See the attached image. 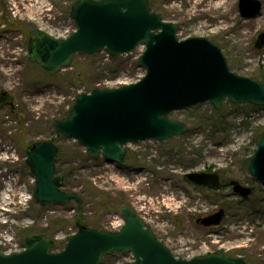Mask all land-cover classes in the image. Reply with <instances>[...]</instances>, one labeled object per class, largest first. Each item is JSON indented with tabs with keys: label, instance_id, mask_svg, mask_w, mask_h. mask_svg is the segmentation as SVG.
Here are the masks:
<instances>
[{
	"label": "rangeland",
	"instance_id": "374dc122",
	"mask_svg": "<svg viewBox=\"0 0 264 264\" xmlns=\"http://www.w3.org/2000/svg\"><path fill=\"white\" fill-rule=\"evenodd\" d=\"M77 0H0V94L13 97L0 106V253L23 250L24 240L44 234L63 248L82 225L116 231L121 208L135 211L175 257L190 259L220 253L264 264V185L249 175L248 164L264 133V106L210 103L172 112L169 119L187 127L167 141L129 144L121 164L91 161L72 139L55 134L80 93L115 89L143 78L138 59L145 48L109 57L105 52L76 55L70 68L49 75L27 58L31 29L64 39L75 30L69 17ZM99 1V0H94ZM240 0H148L152 12L177 29V39L203 38L222 53L230 71L264 84V0L259 14L242 18ZM6 22H12L11 26ZM11 27V28H10ZM52 141L59 148L56 173L66 175L61 190L82 199L41 206L33 197L34 178L25 164L26 148ZM218 172L224 187L216 192L188 185L186 173ZM236 181L252 193L241 198L227 184ZM220 208L221 225L196 224ZM113 223V224H112ZM120 225V226H119ZM130 254L106 256L100 264H127Z\"/></svg>",
	"mask_w": 264,
	"mask_h": 264
},
{
	"label": "water",
	"instance_id": "95a60500",
	"mask_svg": "<svg viewBox=\"0 0 264 264\" xmlns=\"http://www.w3.org/2000/svg\"><path fill=\"white\" fill-rule=\"evenodd\" d=\"M257 0H240L242 18L256 17ZM70 17L76 31L67 39H55L39 30L31 31L28 59L49 75L70 67L76 55L105 51L112 57L143 45L138 65L145 76L135 84L115 89H94L77 96L66 119L54 123L56 134L81 145L89 159L103 158L121 164L128 144L158 142L187 132L185 124L169 119L172 112L210 103L215 110L224 101L264 106V84L229 70L221 51L203 38L177 39V29L151 11L148 0H78ZM255 46H264V33ZM12 106L7 93L0 94V106ZM58 147L35 142L26 151V164L33 174V196L41 206L64 205L81 199L61 191L62 176L55 175ZM251 177L264 185V134L249 161ZM184 180L213 190L221 188L219 174L187 173ZM234 194L248 197L252 190L231 182ZM123 227L117 232L80 226L66 239L63 250L52 252L55 242L46 235L25 239L23 250L0 254V264H100L106 255L131 254L129 264H247L243 258L222 255L176 259L131 209L121 210ZM223 209L197 220L204 227L217 226Z\"/></svg>",
	"mask_w": 264,
	"mask_h": 264
},
{
	"label": "flooded vegetation",
	"instance_id": "af4514ba",
	"mask_svg": "<svg viewBox=\"0 0 264 264\" xmlns=\"http://www.w3.org/2000/svg\"><path fill=\"white\" fill-rule=\"evenodd\" d=\"M28 148V147H27ZM27 148H26V151H27ZM206 174H211L212 173V170H210V169H206V171H204ZM183 178V181L185 182V183H187L185 180H184V177H182ZM219 178H220V174H219ZM220 180V182H221V184H222V188L224 187V185H223V182L221 181V179H219ZM230 183H231V181H230ZM230 183H228L227 185L230 187ZM188 184V183H187ZM188 185H190V186H193V185H191V184H188ZM193 187H197V188H202V189H205V190H209V191H212V192H216L215 190H212V189H209V188H207V187H205V188H203V187H200V186H193ZM221 190V189H220ZM124 207H126V206H124ZM129 208V207H128ZM220 209H222V208H220ZM223 211H224V213H225V210L223 209ZM217 212V210L216 211H213L212 213H210V214H208V215H212V214H215ZM208 215H206V216H208ZM205 216V217H206ZM198 219H200V218H198ZM198 219H196V224H197V220ZM223 220V219H222ZM221 223H222V221H221ZM221 223L219 224V225H217V226H213V227H209V228H205V229H216V228H218L220 225H221ZM113 224V223H112ZM201 227V226H200ZM202 228H204V227H202ZM218 255H222V254H220V253H217ZM216 255V254H215ZM225 256V255H224Z\"/></svg>",
	"mask_w": 264,
	"mask_h": 264
},
{
	"label": "trees",
	"instance_id": "16d2710c",
	"mask_svg": "<svg viewBox=\"0 0 264 264\" xmlns=\"http://www.w3.org/2000/svg\"><path fill=\"white\" fill-rule=\"evenodd\" d=\"M11 24H12V22H11V23L9 22V25H10V26H11ZM10 28H11V27H10ZM261 136H262V135H261ZM261 136H260V138H261ZM260 138H259V140H260ZM259 140H258V142H259ZM97 160H98V159H97ZM97 160H94V161H97ZM99 160H100V159H99ZM63 177H64V179L66 180L67 176L64 175ZM56 249H57V250H60L59 247H56ZM61 249H62V247H61Z\"/></svg>",
	"mask_w": 264,
	"mask_h": 264
}]
</instances>
